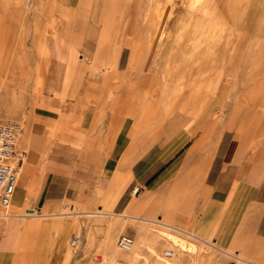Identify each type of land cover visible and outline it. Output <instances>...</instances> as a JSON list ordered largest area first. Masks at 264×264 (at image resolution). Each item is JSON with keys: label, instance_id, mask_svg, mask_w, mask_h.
I'll use <instances>...</instances> for the list:
<instances>
[{"label": "crops", "instance_id": "0c3cea01", "mask_svg": "<svg viewBox=\"0 0 264 264\" xmlns=\"http://www.w3.org/2000/svg\"><path fill=\"white\" fill-rule=\"evenodd\" d=\"M157 5L178 27L156 28ZM187 5L0 0V112L27 110L29 84L46 104L15 146L0 264H21L32 242L61 244L94 208L212 242L219 264H264V0ZM111 70L117 81L102 78Z\"/></svg>", "mask_w": 264, "mask_h": 264}, {"label": "rangeland", "instance_id": "374dc122", "mask_svg": "<svg viewBox=\"0 0 264 264\" xmlns=\"http://www.w3.org/2000/svg\"><path fill=\"white\" fill-rule=\"evenodd\" d=\"M200 1L201 0H188L187 7L189 10L195 11ZM178 7L179 6H176V8L175 6L172 7L173 14L179 12ZM204 7L205 12L210 13L212 11L211 4L204 5ZM223 7L224 6L221 4L220 9L222 10ZM139 11L141 13L148 11L146 2L139 5ZM165 11L163 6L157 5L156 13L159 19L156 20V28L163 29L170 23H175V26H172L173 28L178 27V21H165L163 19L165 17ZM169 11L171 10H168V12ZM140 24L141 27L146 28L148 21H140ZM91 75L92 77H99L100 71L95 69ZM116 76H118V74L115 70H111L103 74L102 78L107 80L109 77H114L115 81H117ZM2 87L3 86L0 85V91L3 90ZM42 87V84L27 85V110H23L20 116L4 115L0 112V121L16 120L25 128L36 113H40L44 110L43 108H46V104L34 99L35 94L38 93ZM18 98L19 94L17 95V99ZM16 103H20L19 99ZM53 103L55 105L54 107L58 104V102ZM5 104L6 102L1 100L0 109L4 108ZM29 130V136L31 137L30 133L32 129L29 128ZM13 162H16V159H13ZM2 208L4 211L9 209L0 206V213H3V211H1ZM66 210L68 213H71L70 215L75 214L72 213L73 210L71 211L69 208ZM92 211L95 213L77 222V225L71 231L72 233L61 244L59 240H50L49 242H45V244L32 242L30 245L26 246L29 250H26L22 254L21 264H31L30 257L34 250V255L37 259L33 264H219L218 261H214V258L218 255V251L215 249L212 242H208L207 244H194V246L189 243L191 249L188 247L183 248L180 243L167 238V236H160L162 234H157L162 230L168 231L158 222L146 228L134 230L130 225V221L124 218H119L116 215L101 218L95 216V214L99 212L97 208H94ZM114 222H119L120 224L114 226ZM134 232L136 237L133 239L131 235ZM121 236L132 239V248L130 252L118 247L117 240ZM177 236L189 242L186 236L182 234H177ZM165 250H172L174 255L172 257L165 256Z\"/></svg>", "mask_w": 264, "mask_h": 264}, {"label": "built area", "instance_id": "2783aa9c", "mask_svg": "<svg viewBox=\"0 0 264 264\" xmlns=\"http://www.w3.org/2000/svg\"><path fill=\"white\" fill-rule=\"evenodd\" d=\"M22 125L16 120L0 121V206L8 208L11 204V195L16 186L17 178L23 169L22 159L13 162L14 150ZM117 245L123 250H130L132 239L121 236ZM164 255L172 257V250H165Z\"/></svg>", "mask_w": 264, "mask_h": 264}, {"label": "bare ground", "instance_id": "6f19581e", "mask_svg": "<svg viewBox=\"0 0 264 264\" xmlns=\"http://www.w3.org/2000/svg\"><path fill=\"white\" fill-rule=\"evenodd\" d=\"M10 109V108H9ZM15 113V112H14ZM13 113V114H14ZM16 114V113H15ZM24 132L25 133H27L26 135H24ZM29 132H30V130H29V128L28 127H22V130H21V132H20V134H19V136H18V139H17V143H16V145H18L19 144V142L20 141H24V140H27V139H29ZM22 173V172H21ZM21 176V174L18 176V178H17V181H18V179H19V177ZM16 184H17V182H16ZM16 187V186H15ZM14 190H15V188H14ZM14 192V191H13ZM12 195H13V193H12ZM12 195H11V197H12ZM29 200V199H28ZM6 209V208H5ZM29 209H31V208H29ZM28 209V210H29ZM1 211H3V213H0V214H4V215H8L9 213H10V211L9 210H7V211H4V209L2 208V210ZM31 212V211H30ZM33 213H31V214H29V216H35V212H36V210H35V208L33 209V211H32ZM12 213V212H11ZM3 216V215H2ZM28 216V215H27ZM125 217V216H124ZM127 219V218H126ZM10 224V223H9ZM98 224H99V222H98ZM101 224H103V223H101ZM100 224V225H101ZM111 224V223H110ZM120 223L119 222H114L113 223V225L114 226H118ZM154 224V223H153ZM162 224V223H161ZM24 225V224H23ZM104 225V224H103ZM106 225V224H105ZM163 225V224H162ZM110 227V226H109ZM164 227V226H163ZM27 229V228H26ZM30 229L32 230V232H36L37 230H38V226L36 225V224H32L31 226H30ZM107 229H108V227H107ZM159 232H161V233H159ZM157 234L158 235H160V234H162V235H160V236H167V238H170V239H172V240H174L175 242H177V243H180V245H181V247H183V248H190V246H189V242H186L184 239H182V238H180V237H178V236H175V235H171L170 233H168V231H164V230H162V231H159ZM189 235V234H188ZM164 238V237H163ZM176 243V244H177ZM190 245H193L194 246V244H190ZM196 245V244H195ZM132 248V247H131ZM191 249V248H190ZM185 250V249H184ZM131 251V249L130 250H128V252H130Z\"/></svg>", "mask_w": 264, "mask_h": 264}]
</instances>
